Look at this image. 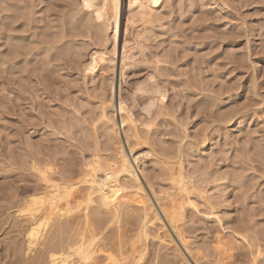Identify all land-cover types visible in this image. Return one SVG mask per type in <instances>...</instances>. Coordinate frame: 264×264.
Segmentation results:
<instances>
[{
    "label": "rangeland",
    "instance_id": "1",
    "mask_svg": "<svg viewBox=\"0 0 264 264\" xmlns=\"http://www.w3.org/2000/svg\"><path fill=\"white\" fill-rule=\"evenodd\" d=\"M81 1L0 0V264H39L49 248L40 242L28 252V223L18 217L42 187L35 167L51 165L54 180L77 181L93 156L106 164L116 155L118 145L108 141L100 121L111 81L114 101L133 112L143 139L135 148L143 155L138 173L161 194L172 191L168 174L174 169L188 177L199 209H186L184 230L197 258L214 261L221 239L235 247V264H252L254 256L264 264V0H162L147 25L138 17L127 23L128 0H120L128 60L121 65L120 50L114 75L104 77L91 59L96 51H111V44ZM107 229L101 246L118 254L112 245L117 233ZM149 242L143 264H189L175 254L176 245L156 249L159 242ZM104 249L97 264L107 263Z\"/></svg>",
    "mask_w": 264,
    "mask_h": 264
},
{
    "label": "bare ground",
    "instance_id": "2",
    "mask_svg": "<svg viewBox=\"0 0 264 264\" xmlns=\"http://www.w3.org/2000/svg\"><path fill=\"white\" fill-rule=\"evenodd\" d=\"M82 5H83L84 9L89 10V12H91V14H93L94 19L97 22H99L100 27H102V31L104 32L103 42L105 44H109V42H110V44H111V49H110L111 51H109V52L106 51V48L104 47L105 50H101L100 52L96 51V53H94V55L92 56V59H91L92 60L91 66H93V68H94L95 66L99 65L100 70H101V74L103 75V77H104V75H107V74H109L110 76H113L114 72H115L114 70H116L115 67H116V63H117L116 62L117 53L120 54V50H121V55H122V57H121L122 64L121 65L124 66V65H126V62L128 60V52H129V49L127 51V46L129 44L127 45L126 40L123 39L124 40L123 45H121V41H120V36H121V24L119 21L120 0H83ZM161 5H162V0H128L127 6L129 9V11H128L129 17L126 19L127 20L126 22L132 24L134 22V18L138 17L139 20L138 19H136V20L143 22V25L144 24L147 25V23L155 20V19L153 20L152 18L154 17V13H155L156 9L158 7H160ZM23 12H24V10H23ZM84 12H86V11H84ZM151 19H152V21H151ZM34 20H35V18H34ZM126 22H125V24H127ZM53 24H55V23H53ZM152 27H153V25H152ZM53 29H55V28H53ZM110 30H111V34L108 35L107 32ZM126 30H127V28L124 31L126 32ZM138 33H140V32H138ZM105 46H107V45H105ZM45 51H47V50H45ZM83 65H84V63H83ZM123 66H121V67H123ZM54 67H56V66H54ZM41 68H42V66H41ZM122 69L123 68H121L122 73H120L121 74L120 78L124 77V73H123L124 71H122ZM88 70H90V69H88ZM88 70H85V71H88ZM110 70H111L112 74L108 73V71H110ZM61 72H62V70H61ZM108 81H109V79H108ZM136 83H137V81H136ZM53 88H54V86H53ZM110 88H111V95L107 99H105L101 102V106H100L101 120L100 121L105 123V125H106L105 127L109 131V134H107L109 136V138H107L108 141L110 140L111 142H114L113 144L118 145V151H117L116 155L114 156V154H113V156H112L113 158H111V161L109 163L107 162L106 164L104 163L105 165L100 162L99 158H96L97 157L96 155H95V157L93 156V158H91L92 162L90 161V163L86 164L85 168L83 165V168L85 170L81 171V174H80L81 178L78 179L77 181H71V180L67 179V180H63V182H62V180L61 181L54 180V178H52L53 172H52V169L50 167L51 165L50 166L44 165V166H47V168H37L38 166L35 167V169H36L35 171H36L37 176H38L37 179L40 182L42 187L40 186L41 188L37 189V191L34 190L33 194L31 192L32 195L29 198H27L26 201H24L22 208L18 211V217L24 218V220L23 219H21V220L24 222L27 221V223H28L27 229L25 228V230H26L25 232L27 235V236H25L27 238L26 239L27 240V246H26L27 251L28 252H34L33 250L35 249V247L40 242H41L40 245L41 244L44 245V244L49 243L50 246L47 244L49 248H47L48 249L47 251L44 249L46 253H44V251H43L44 256L40 257L39 262H38L39 264H44L43 262H45V264H97V262H98L97 256H99L97 254L101 253L103 251V249L105 248V247L103 248L101 246L102 245L101 241H103V239L105 237L104 230L107 228H112V229H114L113 231H115L117 233V235H115V236H118L117 238H113L114 237L113 233L111 235V237L113 236L112 237L113 238V241H112L113 244L112 245L116 246L115 248L117 249L118 254H114L113 252H109V250L106 247L105 249L108 250V251H105V249H104L105 260L107 261L106 264H117L120 260H121V263H122V261L124 262L123 264H143L146 261V257L148 255V252L150 251L149 245H148L149 243L152 242V241L149 242L150 240L158 241L160 243V246H159V243L156 244L154 242L156 245H158V246H156L157 247L156 249H158V247L160 248L161 244H164V243H168V244H164V246L167 245V247H169V245H172V244L176 245L178 249H177V251L175 250L177 252V253L175 252V254H178L179 252H181L185 256L184 259H186L189 264H235V262L231 259V258H233L232 257L233 254H231V252L234 250L233 248H235V247H233L231 244V246L233 247L232 248L230 246L229 242L228 243H226L227 241L223 242L221 239L219 240L218 238L217 239L219 241L217 242V244H218L217 249L219 248L218 249L219 252H217L218 257L214 261L211 260L212 262H209V261L202 262L197 258V254L194 251L195 249L192 248L191 245L189 244V242H190L189 238L186 235V231L184 230V226H185L184 223L186 220V209H190L191 211L196 212V209L198 208L196 206V201L194 202L192 200V197H191L192 196L191 190L193 188L191 189L187 183L188 181L186 179L188 177L186 175H184L181 167L175 172H174V170H175L174 169L173 172L168 174L169 175L168 179L170 180V186H171L170 190H172V191L170 193L161 194L164 191L160 190L159 192H161V193H158V191H156L157 189L155 190L152 183L149 182L150 179L149 180L147 179L148 176L146 177L144 175V173L142 172V170H140V174L138 173V171H137L138 165H139V162L141 161V159L143 158V155L138 154V153L136 154L135 150L138 148L137 146H139L141 144L143 139L139 135V132H138L137 127L135 125V121H134L133 115H132L133 112H131L128 109V107L124 101H119L118 104L116 103V101H114V96H113L114 81H111V87ZM162 89L163 88L161 86H157L155 89V92L160 97L163 98L164 92ZM105 94H107V93H105ZM128 94H130V93H128ZM165 95H166V93H165ZM35 97H37V96H35ZM122 98H123V96H122ZM129 103H130V101H129ZM156 118H154V119H156ZM152 124H154V122ZM100 125H101V123H100ZM94 127H96V126H93V128ZM124 131H125V133H124ZM162 143H164V142H162ZM95 145L96 144H94V146ZM94 158H95V160L93 161L92 159H94ZM185 161H186V159H185ZM173 165H172V167H173ZM35 166H36V164H35ZM156 167H158L157 162H156ZM170 167H171V165H170ZM163 170H165V168ZM168 171H169V169H168ZM66 173H67V171H66ZM66 173H65V175H66ZM158 173H160V172H158ZM156 177H157V175H156ZM61 178H62V176H61ZM165 192H167V191H165ZM201 194L202 193H200V195ZM195 196H197V195H195ZM205 199H204L205 204L208 206L209 200L207 201ZM210 208H211V206H210ZM135 213H137V216H135ZM214 213H212V214L214 215ZM205 214H206V212H205ZM195 215H196V213H195ZM136 222L138 225H136ZM216 222H218V221H216ZM212 223H215V222H212ZM135 225H136V228H135V230H133L132 227L133 226L135 227ZM20 227H22V226H20ZM192 227H193V225H192ZM108 233H109V231H108ZM128 234H130V238H131L130 242L131 243L128 246L129 250L128 249H127L128 251L125 250L126 252L124 253L122 250V249H124V246H125V244L123 245V242H124L123 240H124V238L128 237ZM233 234H235V233H233ZM235 240H236V238H235ZM231 242H232V240H231ZM234 246H235V244H234ZM247 246H248V244H247ZM108 248L110 249V247H108ZM163 249H164V247H163ZM35 250H37V249H35ZM37 253H38V251H37ZM45 254H47V256ZM179 254H178V256H179ZM223 254H224V256H223L224 258H221L220 255H223ZM258 254H257V256H258ZM33 255H34V253H33ZM38 255H39V253H38ZM100 255H102V254H100ZM32 257H34V256H32ZM254 257L250 263L257 264V259ZM180 258H181V256H180ZM201 260H203V259H201Z\"/></svg>",
    "mask_w": 264,
    "mask_h": 264
}]
</instances>
